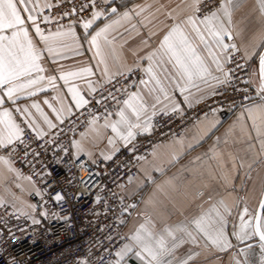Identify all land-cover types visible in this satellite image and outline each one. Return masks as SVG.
Here are the masks:
<instances>
[{
  "label": "crops",
  "instance_id": "0c3cea01",
  "mask_svg": "<svg viewBox=\"0 0 264 264\" xmlns=\"http://www.w3.org/2000/svg\"><path fill=\"white\" fill-rule=\"evenodd\" d=\"M204 1L206 0H202L200 4ZM44 2L45 0H41V3ZM46 2L52 5V0H46ZM192 2L193 0H111L110 4L117 8V13L108 16L107 19L96 21L94 25V27L97 25L103 27L105 24L118 21L113 24L109 38L113 40L119 62L114 61L109 54V74L115 78L119 76L116 75L118 72L123 71L126 74L129 69L147 67L148 62L143 58L158 47L163 35L174 23L168 13L176 17L177 21L183 20L193 14ZM125 12L130 14L128 19L123 18ZM231 29L233 38L231 41L226 38V42L235 43L243 50L246 59L252 63L251 80L253 86L259 91L261 86L259 57L264 50V14L260 11L258 0H240L239 6L233 10ZM51 31L54 32L56 29ZM75 31L78 36L83 37L81 27H76ZM30 33L33 35L34 42L39 47H44L35 37L34 29H30ZM45 33L47 34L48 31ZM145 41L147 43H144ZM81 43L85 44V47L80 49V55L72 56L69 53L70 58L67 59L46 55L41 62L46 69V74L58 76L61 70L93 66L97 75L87 79L93 82L97 80L106 82L100 77V69L95 67L96 61L92 59L93 53L88 50L86 41L82 39ZM201 54L206 55L205 52ZM224 55L221 54L222 62H224ZM153 64L155 66V60ZM227 66L228 63L225 64V71ZM211 67L214 69L215 66L211 65ZM156 71L159 73L158 68ZM213 75L222 76L214 70ZM146 79H148L147 74ZM164 82L172 96L171 102H164L167 104V111H171L172 103H178L182 110H188L210 98L213 91V88H208L201 83L203 91L191 89L189 93H185L188 96L186 104L183 96L173 92L172 86L168 85L167 81ZM57 83L60 85L58 91L49 90L35 97L21 99L17 102V106H30L33 102H40L43 106V100L48 99L59 107V99H53L58 96L63 98V104L67 109L71 101L66 98L67 93L62 82L57 81ZM76 83L80 85L85 98L88 99L94 94L89 91L84 80L76 81ZM212 84L214 89L218 86L215 81H212ZM99 86L100 84H97V89ZM134 91L140 93L149 105L154 103L155 94H150L144 85L139 83ZM261 94L264 95V93ZM188 104L191 106L189 107ZM253 104H261V102L249 104L229 115L215 113L203 117L189 127L181 137H178L184 141L183 146L176 143L178 138H172L155 148L154 155L152 152L148 158L141 161L138 177L123 189V194L127 198L141 196L137 209L126 225V233L129 237L141 224L149 220L151 223L148 227L155 234L162 233L166 227L175 229L178 225L189 224L208 210L212 204L224 199L231 208L226 228L231 247L221 251L200 236H197V245H192L185 238V243L179 245L174 254L167 259L171 260L172 264H182L191 256L192 259L188 260V264H236L237 260L243 262L247 253L250 264H259L261 242L257 236L241 241L232 235L234 231H239V215L243 208L247 207L249 212L255 215L264 194V149L261 148L264 135L258 136L256 129L253 128V121H255L256 127L264 133V112H254L250 117L247 109ZM4 107L14 106L6 102ZM157 107L163 110L162 105ZM44 108L50 116H53L50 109L46 106ZM77 111L79 110L72 108L71 111L66 110L63 114L67 118ZM151 113L152 109L149 107L144 119L151 116ZM108 119L115 121L119 117L113 114ZM53 122L57 126L61 124L54 116ZM40 123L46 133L54 129H49L42 121ZM103 123L104 121H98L94 127L89 125L82 132L85 135L77 136L75 141L79 142L81 150L78 151L74 147L76 155L87 156L91 161L97 158L109 161L136 138L148 135L141 131L127 146L119 139L112 145L108 143V139L114 137V133L110 128L101 127ZM174 154H179V159H173ZM9 161L14 171H10L7 165L0 162V201H2L0 207L11 205L15 210L29 214L30 217L38 220L36 210L29 205H34L31 195L39 191L36 185L22 177L11 160ZM233 225L236 227L234 228ZM181 235L177 233L178 239ZM168 243L171 246L170 238ZM249 245L252 247L249 248ZM119 259L116 256L113 264H116ZM120 264H141V262L130 253Z\"/></svg>",
  "mask_w": 264,
  "mask_h": 264
},
{
  "label": "snow or ice",
  "instance_id": "6c2138e0",
  "mask_svg": "<svg viewBox=\"0 0 264 264\" xmlns=\"http://www.w3.org/2000/svg\"><path fill=\"white\" fill-rule=\"evenodd\" d=\"M110 2L111 0H103L105 4H110ZM201 2L202 0H193L191 5L194 10L193 14L183 20L177 21L176 17L168 13L169 18L174 23L163 35L158 47L147 53L143 58L148 62L147 67L143 69L148 79H140L139 83L144 85L150 94H155L153 96L154 103L149 105L140 93L134 91L128 94L127 99L118 101L122 105L115 113L119 117L118 120L111 121L108 119L109 116L113 115L112 112L106 111L104 117L91 114L90 126L94 127L100 119H103L104 123L101 127L110 128L114 133V137L108 139L109 144L114 145L116 140L119 139L127 146L141 131L150 134L153 127L152 117L161 110L157 107L158 105L163 106L164 115L169 114L167 104L164 102H171L172 96L164 81L172 86L173 92H178L183 96L184 102L187 104L188 96L185 93H189L191 89L203 91L201 83L208 88H213L211 95H217L219 93L214 90L212 81L219 85L230 79L233 70L225 71V64L233 62L231 53L238 52L239 48L235 43L226 42V38L228 41L233 38L231 29L233 10L239 6L240 0H221L216 10L210 11L202 17L198 15L201 11L199 8ZM258 4L261 13L264 14V0H258ZM89 6L93 9L91 17L79 24L83 29V37H81L75 31L77 22H71L66 30H61L63 28L61 26L54 32L49 30L47 34L45 33L40 26V22L44 24L52 23L50 16L42 15L45 9H51L52 7L46 0L44 3H41V0H0V148L14 150L18 142L20 144L24 143L25 130L21 123L26 124L38 139H43L47 133L41 127V121L49 129H53L57 127L53 122V116L60 123H63L65 119L63 113L66 110L71 111L72 108L81 110L89 105L90 100L85 98L80 85L76 81L84 80L92 93L97 92V84L103 86L101 80L93 82L87 79L97 75L93 66H82L74 70H61L58 76L47 75L46 69L41 63L46 55L64 59L70 58L69 53L72 56L80 55V49L85 47V44L81 43L83 39L86 41L88 50L93 53L92 59L96 61L95 67L100 69V77L108 83L112 82L113 77L109 74L108 56L110 54L117 63L119 57L109 35L113 24L118 23V21H114L113 24H105L103 27L98 25L94 27V25L96 21L107 19L110 14H116L117 9L111 7L110 9L99 10L96 7V0H89L88 4L81 6L80 11L83 12ZM76 14L77 10L73 8L71 13L65 12L61 19ZM129 16L128 12L123 13L124 19H128ZM30 29H34L35 37L44 47L41 48L34 42ZM144 43H147V41ZM202 52H205L206 55H202ZM221 54H225L224 62L221 60ZM154 60L156 61L155 66L153 64ZM259 62L261 77L259 91L264 93V54L260 55ZM211 65L215 66L214 69ZM237 67H242V65L237 64ZM157 68L159 73L156 71ZM135 70L129 69L127 74L131 75ZM213 70L221 73L222 76L213 75ZM116 75L122 76L125 73L121 71ZM57 81L62 82V86L67 93L66 98L71 101L67 109L63 104V98L58 96L53 97V99H59V107L48 99L43 100V106L40 102H33L30 106H17V102L21 99L35 97L39 93L49 90L58 91L60 85ZM117 91L121 90L117 89ZM104 99L116 100V97L112 92H109ZM260 100L261 104H253L247 109L250 117L254 112H264V95H261ZM6 102H10L14 107H4ZM44 106L51 110L53 116L45 111ZM188 106L191 105L188 104ZM149 107L152 109L151 116L144 119L148 114ZM181 111L180 104H171V112ZM14 113L19 114L21 122L17 121ZM253 128L256 129L258 136L264 135L256 127L255 121H253ZM81 135L85 134L81 133ZM176 143L183 146L184 141L178 138ZM72 144L78 151L81 150L78 141H72ZM261 148L264 149V141L261 142ZM62 151L67 153V149H62ZM154 154L155 152H153ZM25 155H27V152H25ZM34 155L39 156V153ZM137 159L143 160L145 157L140 156ZM173 159H179V154H174ZM0 162L7 165L10 171H14L7 157L0 156ZM28 179L31 180V177H28ZM129 182L131 183V179ZM39 194V192L36 193V195ZM54 199L56 202H60L64 197L57 194ZM99 201L100 197H97V202ZM29 207L35 209L36 206L29 205ZM132 207H135V205H132ZM42 214L45 217L47 216L46 212ZM230 214V206L224 199H220L212 204L208 210L190 221L189 224L178 225L175 229L166 227L160 234H155L148 227V224L151 223L149 220L141 224L128 238L130 242L124 244L116 252V256L120 258L116 261V264H120L130 253L141 264H172V261L167 257L173 255L176 248L185 243V238L192 245H197V236L221 251H226L231 247L226 232L227 217ZM30 218L33 224L40 223L34 217ZM239 221V231H234L232 235L241 241L258 236L261 241L259 264H264V199L260 201L259 210L255 215H252L249 209L244 207L239 215ZM233 227L236 226L233 225ZM19 231L26 232L27 229L21 228ZM177 233L182 234L179 239ZM10 236L15 239V233L10 232ZM169 238L172 241L171 246L168 243ZM251 247L249 245V248ZM190 259H192L191 256L184 260L182 264H188ZM83 264H87V262L84 261ZM236 264H250L247 253H245L244 261L237 260Z\"/></svg>",
  "mask_w": 264,
  "mask_h": 264
},
{
  "label": "built area",
  "instance_id": "2783aa9c",
  "mask_svg": "<svg viewBox=\"0 0 264 264\" xmlns=\"http://www.w3.org/2000/svg\"><path fill=\"white\" fill-rule=\"evenodd\" d=\"M88 2L52 0L51 9L42 13L50 16L52 23L40 22L41 28L47 32L61 26L67 28L71 22H77L76 27H80L83 20L91 17L93 9L90 6L80 11ZM220 2L204 1L199 5L201 11L198 15L202 17L216 10ZM96 7L105 10L113 6L96 0ZM73 8L77 10L75 16L61 19ZM231 56L233 62L228 63L227 71L233 70L232 75L225 83L216 86L214 90L219 94L181 112L168 111L169 114L164 115V110L158 111L152 117L151 133L136 138L109 161L101 158L91 161L87 156L76 155L72 141L89 126L91 114L101 117L106 111L115 114L121 106L118 101L127 99L140 79H146L142 68H137L131 75H119L111 83L102 82L103 86L100 85L88 98L89 105L65 118L43 139H38L26 124L21 123L25 130L24 143L18 142L14 150L0 148V156L11 160L20 175L27 179L31 177L30 181L36 185L40 194L34 193L30 198L36 206L40 223L33 224L29 216L11 205L0 207V264H83L84 261L87 264H113L116 252L130 242L126 225L141 200L140 195L127 198L123 194L129 180L132 182L139 175L142 160L137 157L148 158L155 148L172 138L181 137L207 115H229L249 104L261 102L262 94L251 80L252 63L241 48ZM109 92L116 100L104 99ZM16 117L21 122L19 114ZM62 149H67V153ZM57 194L64 199L56 202ZM97 197H100L99 202ZM44 212L46 217L42 214ZM21 228L27 231H19ZM10 232L15 233V239Z\"/></svg>",
  "mask_w": 264,
  "mask_h": 264
},
{
  "label": "water",
  "instance_id": "95a60500",
  "mask_svg": "<svg viewBox=\"0 0 264 264\" xmlns=\"http://www.w3.org/2000/svg\"><path fill=\"white\" fill-rule=\"evenodd\" d=\"M116 8V7H115ZM117 9V8H116ZM118 11V10H117ZM111 15H113V14H110V15H108V16H111ZM261 54H264V50H263V52L261 53ZM259 68H260V62H259ZM262 199H264V194H263V197H262ZM258 210H259V207H258ZM258 210H257V212H258ZM256 212V213H257ZM257 238H258V240H259V237L257 236ZM259 242H261L260 240H259Z\"/></svg>",
  "mask_w": 264,
  "mask_h": 264
},
{
  "label": "rangeland",
  "instance_id": "374dc122",
  "mask_svg": "<svg viewBox=\"0 0 264 264\" xmlns=\"http://www.w3.org/2000/svg\"><path fill=\"white\" fill-rule=\"evenodd\" d=\"M21 213V212H20ZM22 214H24V215H26V216H29L30 217V215L29 214H25V213H22Z\"/></svg>",
  "mask_w": 264,
  "mask_h": 264
}]
</instances>
